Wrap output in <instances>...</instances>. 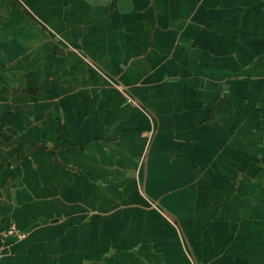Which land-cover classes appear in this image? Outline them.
<instances>
[{
    "label": "crops",
    "instance_id": "0c3cea01",
    "mask_svg": "<svg viewBox=\"0 0 264 264\" xmlns=\"http://www.w3.org/2000/svg\"><path fill=\"white\" fill-rule=\"evenodd\" d=\"M11 224L0 264H264V0H0Z\"/></svg>",
    "mask_w": 264,
    "mask_h": 264
},
{
    "label": "built area",
    "instance_id": "2783aa9c",
    "mask_svg": "<svg viewBox=\"0 0 264 264\" xmlns=\"http://www.w3.org/2000/svg\"><path fill=\"white\" fill-rule=\"evenodd\" d=\"M143 135H145L146 137L149 136V132H144ZM9 234H16L17 237L22 238L24 236V233L19 232L16 227L14 225H9L7 227L6 230L0 232V256L3 254L6 245H7V241H6V237Z\"/></svg>",
    "mask_w": 264,
    "mask_h": 264
}]
</instances>
